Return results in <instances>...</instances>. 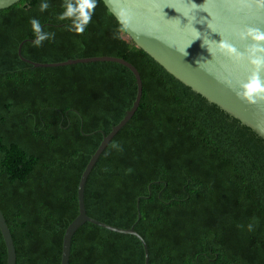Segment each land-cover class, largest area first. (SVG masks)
Here are the masks:
<instances>
[{
  "label": "trees",
  "instance_id": "trees-1",
  "mask_svg": "<svg viewBox=\"0 0 264 264\" xmlns=\"http://www.w3.org/2000/svg\"><path fill=\"white\" fill-rule=\"evenodd\" d=\"M42 2L49 5L43 12ZM63 4L20 0L0 10V209L16 264L61 263L81 175L137 93L133 73L115 62L44 68L27 60L103 56L132 64L143 92L88 176L87 215L134 227L148 264H264V136L125 39L101 0L82 34L59 19ZM33 18L54 34L39 46ZM144 262L134 235L85 223L72 238L69 264ZM0 264H7L1 232Z\"/></svg>",
  "mask_w": 264,
  "mask_h": 264
},
{
  "label": "water",
  "instance_id": "water-1",
  "mask_svg": "<svg viewBox=\"0 0 264 264\" xmlns=\"http://www.w3.org/2000/svg\"><path fill=\"white\" fill-rule=\"evenodd\" d=\"M19 1L0 0V10L7 9ZM101 1L122 26L127 39L132 40L169 74L208 102L217 105L264 136V102L249 105L239 99L234 91L238 90L240 83L247 80L253 71L252 66L246 60L240 64L234 63L223 55L219 46L214 43L228 40L239 51L244 52L250 41H240L236 32L246 27L264 29V11H258L254 5L244 6L238 3V0H118L119 6L131 10L132 16L129 24L122 25L113 10L114 0ZM189 3H195L198 8L193 9ZM198 35L199 39H197ZM203 41L206 46L202 47ZM24 42L20 44L18 50L20 57ZM185 51L187 55H184ZM197 61L201 62L200 67ZM27 62L34 67L44 68L81 63L115 62L133 73L137 93L132 107L123 119L112 127L108 135H103L100 145L81 175L77 188L78 215L64 232L60 264H69L72 238L85 223L94 224L111 232L136 236L144 248V264H148V247L134 227L121 229L89 217L84 201L86 181L93 167L111 140L130 121L138 109L143 92L138 70L124 59L108 56L79 58L49 64L29 60ZM261 75L264 78V72ZM139 200H137V221L141 218ZM0 232L6 246L7 264H16L13 238L1 209Z\"/></svg>",
  "mask_w": 264,
  "mask_h": 264
},
{
  "label": "clouds",
  "instance_id": "clouds-1",
  "mask_svg": "<svg viewBox=\"0 0 264 264\" xmlns=\"http://www.w3.org/2000/svg\"><path fill=\"white\" fill-rule=\"evenodd\" d=\"M238 3L244 6L254 5L258 11H264V0H238ZM98 0H64V12L59 19H71L72 23L69 25V31H73L77 34H82L85 28L92 20V16L95 13ZM193 9L198 8L195 3H189ZM49 5L47 2L40 4V10L46 11ZM113 10L116 12L118 19L122 25H127L131 21V10L119 6L118 0H114ZM33 32L37 35L35 45L39 46L42 41L51 38L54 34L45 33L42 31L40 22L33 18L30 20ZM120 29L113 34L114 39H119ZM236 36L242 42L250 41L244 49V52L239 51L228 40H221L216 43L222 54L230 58L234 63L240 64L245 60L252 66L253 71L248 76L247 80L239 84L238 90H234L236 96L249 105H256L260 102H264V78L261 73L264 72V29L246 27L236 32ZM200 36H197L199 39ZM190 46V45H189ZM206 46L202 44V47ZM208 48V47H207ZM187 52L185 51V54ZM200 67L201 62L197 61ZM130 171V170H129Z\"/></svg>",
  "mask_w": 264,
  "mask_h": 264
},
{
  "label": "rangeland",
  "instance_id": "rangeland-1",
  "mask_svg": "<svg viewBox=\"0 0 264 264\" xmlns=\"http://www.w3.org/2000/svg\"><path fill=\"white\" fill-rule=\"evenodd\" d=\"M124 38H125V39H127V37H126V36H124Z\"/></svg>",
  "mask_w": 264,
  "mask_h": 264
}]
</instances>
